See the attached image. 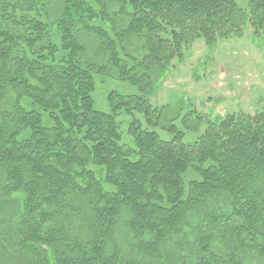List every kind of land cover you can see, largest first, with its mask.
I'll return each instance as SVG.
<instances>
[{
  "label": "trees",
  "instance_id": "trees-1",
  "mask_svg": "<svg viewBox=\"0 0 264 264\" xmlns=\"http://www.w3.org/2000/svg\"><path fill=\"white\" fill-rule=\"evenodd\" d=\"M248 10L0 0V264H264V105L185 141L179 113L149 100L201 36L213 46L248 20L264 47V0ZM97 76L137 93L98 110Z\"/></svg>",
  "mask_w": 264,
  "mask_h": 264
},
{
  "label": "rangeland",
  "instance_id": "rangeland-1",
  "mask_svg": "<svg viewBox=\"0 0 264 264\" xmlns=\"http://www.w3.org/2000/svg\"><path fill=\"white\" fill-rule=\"evenodd\" d=\"M248 16V0H234ZM183 57L173 59L165 73L158 77L149 94L152 105L166 106L179 113L176 128L184 140H194L204 129L205 120H219L229 113H255L264 105V47L254 38L246 20L240 36L217 39L213 46L201 36ZM156 76V75H155ZM95 108L108 111V94L132 95L137 88L127 81L95 77ZM188 115V120H182ZM200 116V119H196ZM126 119L124 115L121 116ZM127 121L121 123L125 133ZM162 138L167 132L158 129Z\"/></svg>",
  "mask_w": 264,
  "mask_h": 264
}]
</instances>
